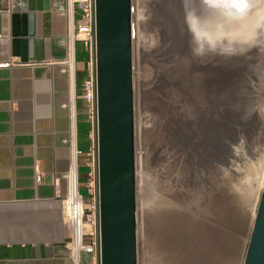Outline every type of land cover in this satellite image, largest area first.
<instances>
[{
  "label": "rangeland",
  "instance_id": "obj_1",
  "mask_svg": "<svg viewBox=\"0 0 264 264\" xmlns=\"http://www.w3.org/2000/svg\"><path fill=\"white\" fill-rule=\"evenodd\" d=\"M164 8V0H131L136 264H241L264 175V52L234 61L192 58L209 77L201 76L197 94L186 90L177 99L165 71L173 58ZM179 13L176 29L190 54ZM82 46L88 73L92 49ZM87 181L79 189L85 202ZM93 220L85 228L96 233Z\"/></svg>",
  "mask_w": 264,
  "mask_h": 264
},
{
  "label": "crops",
  "instance_id": "obj_2",
  "mask_svg": "<svg viewBox=\"0 0 264 264\" xmlns=\"http://www.w3.org/2000/svg\"><path fill=\"white\" fill-rule=\"evenodd\" d=\"M64 9L63 0H50L49 9L35 11L34 57L21 61L5 40L9 0H0V264H71L60 198L72 138L78 148V127L86 119L80 96L85 54L77 50L76 74H69L61 62ZM76 157L80 189L85 164L77 167ZM87 259L83 254L82 262Z\"/></svg>",
  "mask_w": 264,
  "mask_h": 264
},
{
  "label": "water",
  "instance_id": "obj_3",
  "mask_svg": "<svg viewBox=\"0 0 264 264\" xmlns=\"http://www.w3.org/2000/svg\"><path fill=\"white\" fill-rule=\"evenodd\" d=\"M49 8L50 0H9L5 40L19 60L34 57L35 11ZM131 28V0H93L98 264H136ZM241 264H264V175Z\"/></svg>",
  "mask_w": 264,
  "mask_h": 264
},
{
  "label": "built area",
  "instance_id": "obj_4",
  "mask_svg": "<svg viewBox=\"0 0 264 264\" xmlns=\"http://www.w3.org/2000/svg\"><path fill=\"white\" fill-rule=\"evenodd\" d=\"M66 15V28L61 36V42L64 48L61 62L66 69L73 75L74 72V55H75V41L81 40L85 46L88 45L92 49L93 41V0H69L64 9ZM71 69V70H70ZM80 96L86 101V108L91 116L95 114V99H94V76L92 70L87 73L81 82ZM71 125H74V107L70 108ZM90 120V119H89ZM94 120V119H93ZM73 139V175H69L70 168L66 172L65 192L60 198L61 208L63 212L64 224L68 229L67 239L64 241L66 255L69 257L71 264H98V249H97V235L92 231H86V219L94 217L96 219V189H95V168H94V153L87 150L86 153L90 155L89 168L87 170L86 180L87 185V200L79 192V184L76 173L75 157L80 150L74 145ZM92 152V153H91ZM39 174L35 175L39 179ZM85 180V181H86ZM89 183H93L90 188ZM91 204V214H87V204ZM95 209V212H94ZM86 254L88 259L82 262V255Z\"/></svg>",
  "mask_w": 264,
  "mask_h": 264
},
{
  "label": "clouds",
  "instance_id": "obj_5",
  "mask_svg": "<svg viewBox=\"0 0 264 264\" xmlns=\"http://www.w3.org/2000/svg\"><path fill=\"white\" fill-rule=\"evenodd\" d=\"M178 5L194 60L264 52V0H178Z\"/></svg>",
  "mask_w": 264,
  "mask_h": 264
},
{
  "label": "bare ground",
  "instance_id": "obj_6",
  "mask_svg": "<svg viewBox=\"0 0 264 264\" xmlns=\"http://www.w3.org/2000/svg\"><path fill=\"white\" fill-rule=\"evenodd\" d=\"M69 2H70V0H69ZM164 2H165V8H164V15H165V18L163 19V20H165L166 21V25H167V27H168V29H167V35L169 36V38L171 39V41H170V44H169V46H170V49H171V51H172V55H171V58L170 59H172L173 60V65L170 67V68H168V67H165L166 69H165V71H166V74L167 73H169L170 74V77H169V81H168V83L169 84H171V89H170V92L172 93H174V95H176L175 97L177 98V99H180V97H181V99L184 97L183 96V94L186 92V90H187V93H188V90L190 91L191 90V92L193 93V94H197V92L199 91V90H201V82L203 81V79L201 80V76H203L205 73H206V71L208 72V70L206 69V71L203 69V70H201L200 71V67L198 68V66H196L193 62V60H192V57H191V54H189L188 52H187V50H186V48H187V44H185L184 42L182 43V36L180 35V37H179V33H178V26H177V23L178 22H176V25H175V19H176V16L175 15H177L176 13H179V9H177V11H176V9H175V6L177 5V6H179L178 5V1L177 0H164ZM180 14V13H179ZM179 16V15H178ZM177 19H179V18H177ZM180 22L181 21H179V24H180ZM182 24V23H181ZM176 26H177V29H176ZM181 26V25H180ZM183 26H181V28H182ZM183 30V29H182ZM185 33V32H184ZM183 33V34H184ZM182 34V33H181ZM260 54H261V52H260ZM262 54H264V53H262ZM262 57H263V55H261ZM260 56V57H261ZM216 59V58H215ZM262 59V58H261ZM264 59V58H263ZM208 60V59H207ZM215 61V60H214ZM230 61V60H229ZM233 61H234V59H233ZM225 63V62H224ZM227 63H229V62H227ZM209 64V63H208ZM236 64V63H235ZM206 65V64H205ZM230 65V64H229ZM229 65H226V66H229ZM233 65V64H232ZM249 65V64H248ZM252 65V64H251ZM204 66V65H203ZM211 66V65H210ZM216 66V65H215ZM220 65H218V67H219ZM222 66V65H221ZM225 66V67H226ZM235 66V65H234ZM223 67V66H222ZM231 67V66H230ZM237 67V66H236ZM204 68V67H203ZM209 68V67H208ZM210 68H212V67H210ZM248 68H250V67H248ZM213 69V68H212ZM218 69H220L221 70V68L219 67V68H217V70ZM232 69H233V67H232ZM236 69V68H235ZM238 69V68H237ZM71 70V69H70ZM216 70V69H215ZM226 70H227V68H226ZM234 70V69H233ZM239 70V69H238ZM250 70V69H249ZM252 70V69H251ZM224 72H225V70H224ZM228 72H229V68H228ZM250 72H252V71H250ZM220 73V72H219ZM208 74H210V72H208ZM214 74V73H213ZM225 74V73H224ZM247 74V73H246ZM216 75V74H215ZM226 75V74H225ZM225 75H224V77H225ZM245 75V74H244ZM70 76H72V75H70ZM204 76H206V75H204ZM211 76V78H213L212 77V74L210 75ZM221 76V75H220ZM247 75H245V77H246ZM252 76V75H251ZM256 76V75H255ZM206 77H209V76H206ZM223 77V76H222ZM204 78V77H203ZM215 78H217L216 76H215ZM246 78H248V76L246 77ZM219 79V78H218ZM225 79V78H224ZM207 80H209V79H207ZM223 80V79H222ZM210 81V80H209ZM213 80H211V82H212ZM224 81V80H223ZM222 81V82H223ZM242 81V80H241ZM249 81V80H248ZM205 82H206V80H205ZM208 82V81H207ZM206 82V83H207ZM214 82V81H213ZM225 82V81H224ZM245 81H243V83H244ZM221 83V82H220ZM246 83V82H245ZM183 84V85H182ZM203 84V83H202ZM217 84V83H216ZM219 84V83H218ZM227 84H228V82H227ZM207 85H209V84H207ZM206 85V86H207ZM220 85V84H219ZM225 85H226V83H225ZM238 85V84H237ZM247 85V84H246ZM205 86V87H206ZM224 86V85H223ZM227 86V85H226ZM232 86V85H231ZM206 88H209V90L211 89L210 87H206ZM216 88V87H215ZM242 89V88H241ZM212 90V89H211ZM245 90V89H244ZM206 91V90H205ZM215 92H217V91H215ZM214 92V93H215ZM225 90L222 92L221 91V93H224L225 94ZM238 92H240V91H238ZM208 93V92H207ZM217 94V93H216ZM172 95V94H171ZM188 95V94H187ZM202 95V94H201ZM210 95V94H209ZM243 95V94H242ZM200 96V95H199ZM172 97H173V99H174V96L172 95ZM202 97H204V95H202ZM201 97V98H202ZM208 97V96H207ZM210 97V96H209ZM189 98V97H188ZM220 98V97H219ZM234 98V97H233ZM175 100V99H174ZM192 100V99H191ZM194 100V99H193ZM206 100V99H205ZM215 100V99H214ZM182 101H184V100H182ZM178 102L177 100H176V102L178 103V104H180V105H182L183 104V102ZM203 101V100H202ZM201 101V102H202ZM207 101H208V99H207ZM210 101H211V99H210ZM210 101H208V102H210ZM204 102V101H203ZM234 102H235V100H234ZM211 104H212V101L210 102ZM194 105H196L195 103H193ZM189 105H190V102H189ZM205 105V104H204ZM208 105V104H207ZM215 105V104H214ZM177 106V105H176ZM201 107V106H200ZM210 108V107H209ZM208 108V109H209ZM213 108V107H212ZM211 108V109H212ZM190 109H191V107H190ZM192 109H194V108H192ZM184 110V109H183ZM191 111V110H190ZM195 111V110H194ZM194 111H192V112H194ZM182 112H185V111H182ZM191 112V113H192ZM196 112V111H195ZM224 113V112H223ZM187 114H190L189 112L187 113ZM194 114H196V113H194ZM214 114V113H213ZM222 114V113H221ZM230 115V114H229ZM194 116V115H193ZM196 116V115H195ZM222 116V115H221ZM220 116V117H221ZM194 118V117H193ZM217 118V117H216ZM196 119V118H195ZM218 119V118H217ZM220 119V118H219ZM194 120V119H193ZM192 121V120H191ZM190 122V121H189ZM194 122V121H193ZM194 124H195V122H194ZM192 126V125H191ZM93 128H94V125H93ZM73 161V160H72ZM73 173V164H71V169H70V172H69V175L71 176V175H73L72 174Z\"/></svg>",
  "mask_w": 264,
  "mask_h": 264
},
{
  "label": "trees",
  "instance_id": "obj_7",
  "mask_svg": "<svg viewBox=\"0 0 264 264\" xmlns=\"http://www.w3.org/2000/svg\"><path fill=\"white\" fill-rule=\"evenodd\" d=\"M74 48H75L74 51H75V54H76V52H77V50L79 48H83L82 41L81 40H76ZM83 52H84V54L86 56V52H85L84 49H83ZM86 76H87V73L84 70V77H86ZM75 84H77V81L75 82ZM80 91H81V85H80ZM82 100L84 101V107L83 108H84V110H86V117H85L86 119H85V121H83V122H85V124L83 123L84 124L83 127L81 126V124L78 127L79 128L78 129V131H79L78 142L79 143H78L77 146H78V149L80 150V155H78L76 157V162L78 163L77 167L80 166L81 163L85 164V170H84L85 179L84 180H86L87 170L89 168V165L87 164V162L90 160V155L86 153V151L89 148V144H90V137L88 136V132H89V128H90V121H89V117L87 115L86 101L83 98H82ZM80 135H81V139H80ZM82 141H83V145H81Z\"/></svg>",
  "mask_w": 264,
  "mask_h": 264
}]
</instances>
